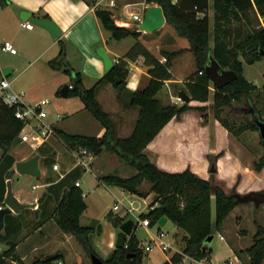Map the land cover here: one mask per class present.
Segmentation results:
<instances>
[{
	"label": "trees",
	"instance_id": "16d2710c",
	"mask_svg": "<svg viewBox=\"0 0 264 264\" xmlns=\"http://www.w3.org/2000/svg\"><path fill=\"white\" fill-rule=\"evenodd\" d=\"M88 5L92 2L84 0ZM146 0V4H157L162 8L165 23L170 24L178 35L189 43V50L194 58L195 70L183 83V89L190 100L205 102L208 100L210 82L205 74L204 65L208 52L211 50L213 57L225 69L235 72L236 79L222 88L213 87L212 108L214 117L230 133L238 136L245 129H256L252 119L238 129H234L229 121L222 117L224 106H230L232 102L249 97L256 86L243 75V64H249L264 57V0H212L213 10L212 29L208 9L209 0ZM95 16L101 26L107 30L112 40H120L131 36L137 39L142 33L124 26L115 24L109 10L95 7ZM254 15V18L250 14ZM46 18H48L45 15ZM212 35V45L210 36ZM186 49L163 52L165 61L160 62L149 51L140 45L137 40L126 52L125 56L134 59L142 56L149 65L147 74L148 83L136 90L125 89L126 78L129 74L128 64L123 59H117L113 67L106 71L92 86H83L80 74H70V69L64 61L63 45L60 43L56 57L49 61V67L53 69L63 68V72L70 74V82L67 84L68 97H78L83 104V109L96 120L104 129L100 136L80 133H69L60 129L55 130L56 136L69 149L85 148L95 156L101 154L103 149H108L120 160L131 166L135 173L128 177H121L115 172L100 175L97 179L106 186H115L123 191L145 197L147 194L140 190L143 181L150 184L149 192L154 198L148 206L146 213L141 217H147L151 226L162 217L166 216L178 229L183 232V251L198 257H207L211 252L206 238L215 231L221 230L226 216L235 208L234 192L224 193L218 186H213L209 180L202 179L188 169L170 173L158 168L144 154L143 149L154 136L165 126L170 119L179 118L188 110L201 112L202 122L207 121V115L203 113L206 107H192L188 102L180 105L163 104L156 97L157 92L164 86V81L169 77V68L174 58ZM262 52V55H261ZM115 78L121 81L115 83ZM108 83L119 92L124 91L128 106L137 108V117L130 135L116 137L113 133V124L108 114L101 108L97 98V88L100 84ZM69 85L72 88H69ZM59 95V91L57 93ZM15 106L6 105L0 98V177H10L7 169L14 163V158L9 154V149L17 134L21 123L13 117ZM259 118L260 114L257 113ZM262 119V118H261ZM263 120V119H262ZM42 147V146H41ZM40 147V148H41ZM40 148L38 150H40ZM38 152V151H37ZM35 155L33 153L31 156ZM50 157L45 158V163L51 162ZM253 168L260 171L264 168V158L253 163ZM83 170L76 166L62 177H47L48 183L45 193L39 199L37 208L40 218L39 224L53 219L65 232L75 236L90 254H94L88 243V235L91 232L89 226H82L79 217L86 210L87 205L82 196V189L75 186V181ZM5 191L4 178L0 184V205L3 202ZM211 195L214 196V218L211 216ZM49 203H55L51 212L42 216L43 208ZM13 220L7 215L5 220ZM124 220V219H123ZM122 220V221H123ZM11 224H5L0 233V243L6 245V249L0 253V264H13L7 259L18 260L13 253L16 240L11 237L8 228ZM139 240L134 234L126 238L125 247L115 248L100 264H141L142 249ZM248 255V261L244 264H263L264 261V227H258L253 235L252 243L244 250L236 251ZM129 255V256H128ZM58 255H47L42 259H35L31 264H53ZM178 261L174 255L172 263ZM161 264H170L164 260Z\"/></svg>",
	"mask_w": 264,
	"mask_h": 264
},
{
	"label": "crops",
	"instance_id": "0c3cea01",
	"mask_svg": "<svg viewBox=\"0 0 264 264\" xmlns=\"http://www.w3.org/2000/svg\"><path fill=\"white\" fill-rule=\"evenodd\" d=\"M108 1L109 0H93V5H88L84 0H0V70L7 69V76L10 75L12 77L10 80L12 83L16 78L26 74H30L31 77L35 74L40 75L41 78L45 77L51 82L50 90H52L51 93L53 94H57L63 85H67L70 82V74L74 75L76 72H78L80 74L83 86L88 88L92 86L106 72L103 61L97 54V49L99 47H103L106 54L112 59L113 64L117 59H123L127 62L129 74L126 78L125 89L136 90L138 88L144 87L148 83L149 75L146 73L147 67L142 63V56H138L133 60L127 58L125 54L137 40L139 41L141 39L142 36L151 34L153 32H141L142 34L137 39L128 36L132 38L131 41H125V44L122 43L123 50L120 51L118 49V43L120 44L128 37L122 38L120 40H112L110 38L109 32L105 30L99 23L97 17L95 16L94 9L96 6L102 5L104 9H107L111 12L112 18L114 19L116 25L134 29V25L139 21H134L132 19V14L137 13L142 18L145 7L151 4H146L144 0H113V5L110 6L108 5ZM211 3L212 0H209L210 7L208 9V16L210 18V29H212L213 16ZM21 11L29 12L31 16L27 20H22L20 18ZM45 15L48 18H46ZM34 17L45 18L53 21L59 28V35L52 37L47 29L33 24L31 19ZM22 21L31 22L33 27L31 29L24 28L21 26ZM4 41H10L13 44L16 49L15 54L1 50V45ZM178 42L176 40L169 42L168 44L166 43V47L169 48L166 49V51H177L179 48L188 49L189 43L186 39H182V41L179 40ZM60 43L63 45L64 61L67 63V67L70 69V74L63 72V68L53 69L49 67L48 64L51 59L57 56ZM210 45H212V35L210 37ZM145 46L147 48L150 47L148 44ZM156 58L159 60L158 57ZM184 58L192 59L191 52L185 51L178 57L174 58L172 65L169 68V72H171L173 69H176L175 67L178 66L180 64L179 62H181V60ZM194 70L195 68L189 69V71L185 72L184 76L180 79H177L178 76H176L175 79H169L167 81L170 83H184L189 75L194 72ZM262 73L263 71H260V77ZM7 76L1 75L0 79L7 78ZM250 81L257 85L255 79ZM164 83L167 85L166 81H164ZM163 89L164 86L159 90V92L163 91ZM12 90L15 92H20L18 88H12ZM21 91L23 92V90ZM120 95L121 92L118 93V91L114 89L112 85L105 83L98 86L96 98L103 107L104 111L109 112V109H107V106H105L107 105L105 100H108L109 103L112 102L111 104H113L115 101L114 104L118 106L117 98ZM164 97L166 101V95ZM169 97L173 98L172 96ZM42 98H46V96L32 98L29 96L26 97L24 94L23 101L25 103H33ZM68 98L77 100L75 106L76 108H73L75 110L71 112H64L62 114L58 113L60 118L56 117L55 119L49 121V123H51L54 128H58L65 132L71 131L72 128L80 129V126L87 125L84 120L88 121V118L85 115L86 111L83 109V104L80 99L78 97H67L66 99ZM102 100H104L105 104L102 103ZM190 105L196 107L201 106L202 104L199 101L191 100ZM250 105L252 104L250 103L249 106ZM132 108L133 107L128 106L126 103H123L119 112L124 118L127 116L126 113ZM254 110L258 113L255 108ZM64 115H69V118L66 121L63 120ZM186 122H190L192 125L199 127V130L197 132L196 130H190V127L186 126ZM212 129L217 131L219 134L218 140L214 139L217 145H215L216 143L214 142L215 144L210 146L212 152L207 154V160H205L204 157L199 160L197 151H199L200 146H207L208 140H210V142L213 141L212 135L210 134ZM103 131L104 129L98 125L95 136H100ZM231 138L234 137L231 136L216 119H208L207 117V121L203 123L200 114H198L195 110H189L182 113L179 118L170 119L169 122L163 126V128H161L154 138L145 146L143 152L147 158L161 170L170 173H177L188 169L198 177L208 180L207 174L210 171V168L213 166L212 165L210 167L209 165L210 158L217 156L218 153H221V149H224V154L218 155L215 160L216 167H214V172H217L218 179L224 180V174L229 169L230 178L229 180H226L227 183H229L228 185H232V177L238 173H240L243 178L245 176L252 178V183L250 185L239 184V188H237L235 193L244 194L249 191H261L260 189L264 187V169L254 172L251 170L250 166H246L248 163L244 164V158L239 154H235V152L240 153L241 151V149H239L237 139L235 138L236 141L232 142L233 140H231ZM56 139L61 141L57 136L50 137L42 145L40 150L35 152V154H38L39 156V177L20 175L15 171V162L26 160L30 158L32 154L29 156L23 155L17 157L10 152L9 154L14 158V163L7 169V172L11 173L10 177H0L1 185L2 177L4 178L5 190L6 180H11L12 192L20 202L34 204V208H24L18 213L11 212L7 214L13 217V220L7 219L6 221L5 218L7 215H5L4 225L0 231V233L3 232L6 223L8 225H12L10 229L8 228V232L10 231L11 237L17 241L15 250L20 261L25 262L28 259H32V255L36 254V251L39 249V244L36 243L37 239L47 240V233H45L43 230L39 231V229L27 235L25 234L24 229L27 223L34 227L38 221H40L38 216L39 213L37 212L39 205L38 199L42 197L48 186V183H45V180L41 181V179L44 176H46V178L55 176V172L51 170V162L46 164L45 158H56V153L54 152ZM232 148L235 150L234 152L232 151ZM1 156L2 153L0 154V158ZM68 171L69 170L62 173V175ZM78 180L80 181V177ZM29 184L31 185L30 188L25 187V185ZM221 190L224 193H228L227 189L222 188ZM4 196L5 191L3 200ZM212 200L214 201L213 195H211V202ZM3 206L4 203L2 202L0 207ZM52 206V203H49V205L45 206L42 213L44 215L42 216L48 215L51 212ZM237 206L238 205H236L231 211L232 216ZM30 212L33 213V219H26L25 216ZM51 221L52 219L43 222L42 228L44 226L46 227L50 225ZM245 238L247 237L244 235L236 234L235 238L231 239L235 240L230 242L231 248H229L232 250V252L234 251L236 253V251L244 250L251 245L252 241L248 245L242 247V243L245 242ZM115 239L116 237L114 236V243ZM5 249L6 245L4 243H0V250ZM58 256L59 257L56 259V261H61L63 263V256L61 252L58 253ZM236 257L239 259V264H244L248 261V255L246 253H241L240 256L236 254ZM227 259H230V257ZM227 259H224V262ZM7 260L13 264H20L18 263V260Z\"/></svg>",
	"mask_w": 264,
	"mask_h": 264
},
{
	"label": "rangeland",
	"instance_id": "374dc122",
	"mask_svg": "<svg viewBox=\"0 0 264 264\" xmlns=\"http://www.w3.org/2000/svg\"><path fill=\"white\" fill-rule=\"evenodd\" d=\"M87 1L92 2L91 4L93 5V0ZM98 7L104 8L102 5ZM250 15L254 18V15L252 13ZM131 39V37H128L126 38V40L124 39L120 44L118 43V49L120 51L123 50L122 46L126 43L125 41H131ZM182 39L185 38L178 35L177 31L172 25L165 23L157 32L142 36L139 40V43L141 46L146 48L153 57H158L160 62H164V57H161V55L163 52H167L166 49H169L166 47V43L168 44L169 42H173L176 40L178 42L179 40L182 41ZM146 44L150 45V47L147 48L145 46ZM181 49L184 48H179L177 49V51ZM185 51L189 50L186 49ZM137 57L138 56H136L135 58ZM191 57L192 59H182L181 62H179L180 64L175 67L176 69H173L171 70V72H169V77L165 80L167 85L164 83L163 91L157 92L158 97L156 94V97L161 101V103L175 105H180L183 103L178 97V91L183 89V83H170L167 80L175 79L176 76H178L177 79H180L184 76L185 72L189 71V69L195 68V62L192 53ZM142 59V63L148 69L149 65L147 64V61L143 57ZM242 64L244 77L248 81L255 79L257 85L254 84L256 86V89L252 91L249 97L242 98L237 102H232L230 106H224V108H222L220 115L222 117H225L229 121L230 125L234 127V129H238L242 125H245L246 122L252 121L253 116L248 111L250 103L264 120V57H261V59L254 62L253 64H249L245 61H243ZM260 71H263L261 77L259 75ZM7 79L11 80L12 77L9 75L7 76ZM13 81V83L11 82V88H18L20 91L23 90L26 97L29 96L32 98H37L40 96H46V98L49 99L50 103L46 107L48 112V116L46 118L47 122L55 119L58 113L62 114L64 112H71L75 110L73 108H76V99H66L58 94L51 93V82L45 77L41 78L38 74H35L32 77L30 76V74L22 75ZM212 93L213 86L210 84L208 100L205 102L199 101L202 105L196 106L206 107V110H204L203 113L207 115L208 119H215L214 109L212 108ZM165 95L167 97L166 101L164 97ZM169 96H172L173 98H170ZM117 101L118 106L114 104L115 101L113 102V104H111L112 102L109 103L108 100H105L107 104L105 106H107L106 108L109 109V112H105L108 114V117L113 124L114 135L116 137H127L128 135H130L132 125L134 126L133 122L137 114V108L133 107L126 113L127 116L123 118L119 111L122 104L126 103L124 91H122L121 95L118 96ZM190 101L191 100L188 101V105H190ZM102 103L105 104L104 100H102ZM101 108L103 109L102 106ZM195 111L198 114H201V112L197 110ZM85 113L88 121H84L87 125L80 126V129L72 128L71 131H68L69 133L80 132L95 136L96 128L98 127V125L100 126V124L96 120H94L88 112ZM68 118L69 115H64L63 120L66 121ZM186 126H189L190 130H196V132L199 130V127L192 125V123L190 122H186ZM210 134L212 135L213 141L210 142V140H208L207 146H200L199 151H197L199 160H201L202 157H204L205 160L208 159L207 154L212 152L210 146H213V144L216 143L214 139L218 140L219 138V134L214 129H212V132ZM229 134L234 137L231 138V140H233L232 142H235L237 139L239 149H241L240 153L235 152V154H239L240 156H242L245 160L244 164L248 163L246 166H250L251 170L256 172V170H254L253 168V163L258 162L260 159L264 158V149L262 147L258 131L256 129H245L238 136H235L230 132ZM55 143L56 144L54 145V152L56 153V158L50 159L51 170L55 172L54 178H60L62 173L66 172L67 170L70 171L74 167L75 159L70 154L71 149L64 146L62 141L56 139ZM215 145H217V143ZM27 148L28 147L26 145L14 140L11 144L9 152L17 157L23 155L29 156L30 154H32V152L29 150V148ZM232 151L234 152L235 150L232 148ZM1 153L2 151L0 149V154ZM220 154H224V149H221V153H218L217 156ZM217 156L210 158V167L212 165L213 167H216L215 160ZM53 162L58 165V170H53ZM89 168L90 170L84 169L85 171L83 170L80 175L81 188L86 194V196L84 197V201L87 204V208L79 217V222L80 225L89 226L91 228V232L88 235V243L93 249L94 254L101 260H104L111 253V251L115 249L113 239L114 236L116 237L121 223L127 219H133V216L131 214L124 215L125 211L123 208H120V210L118 211L112 210V205L116 198L120 199L126 206H128L131 202L133 207L136 208L134 214H138L147 211L149 204L154 198V194L152 192H149L150 184L145 181H143L140 186V190L147 194L145 197L127 193L118 187H106L105 185L101 184L97 178L102 174L115 172L121 177H128L135 173V170L131 166H129L123 160H120L108 149L104 148L101 154H99L98 156H94V159L89 165ZM207 177L213 186H218L220 189H227L228 193H235L237 188H239V184L250 185L252 183V178L245 176L246 178L244 177V179L243 176L238 173L233 175L232 185H228L229 183H227L226 180H229L230 178L229 169L224 174V180L218 179L217 172L209 171ZM45 179L46 176H44L41 181H44ZM25 187L30 188L31 185H25ZM260 190H264V187ZM54 204L55 203H52V205ZM213 204L214 201L212 200V220L214 218ZM32 208H34V206ZM25 218L33 219V213H28ZM39 222L40 221H38V223ZM38 223L34 227L27 223L24 229L25 234L28 235L40 229L39 231L43 230L45 233H47V240L37 239L36 243L39 244V249L38 251H36V254L32 255V259H28L25 262L18 259V263L31 264L35 259H42L47 255H58V253L61 252L63 256L62 261L64 264H92L90 255L86 251L85 246H83L75 236L62 230L53 219L50 225L46 227L44 226L43 228L42 224L38 225ZM258 227H264V205H262L258 210H254L251 203L238 205L233 213V216L231 212L226 216L222 229L215 231L213 233L212 240L208 243L209 248H211V252L207 256L208 262H210L209 264H223L224 259H227L228 257L233 260L234 264H239V259L236 257V253L234 251L232 252V250L230 249V242L235 241L234 239H231L235 238L236 234L246 236L247 238H245V240L243 239L245 242L242 243V247H244L253 240V235L255 234ZM155 229L156 227H153L151 231H154ZM162 229L167 233V239L173 242V246H175L176 248L183 247V232L178 229L170 220H168L163 225ZM131 234H134L136 238L141 241L148 239L150 233L144 231L139 226H136ZM220 235L225 239L221 240L219 238ZM2 251L3 250H0V253ZM13 253L18 258V254L15 249ZM141 254V264H161L166 259V256L169 257L171 253H162L159 249L155 248L148 253L141 252ZM53 264H56V260L53 262Z\"/></svg>",
	"mask_w": 264,
	"mask_h": 264
},
{
	"label": "water",
	"instance_id": "95a60500",
	"mask_svg": "<svg viewBox=\"0 0 264 264\" xmlns=\"http://www.w3.org/2000/svg\"><path fill=\"white\" fill-rule=\"evenodd\" d=\"M146 1V0H144ZM31 14L26 11L20 12V18L22 20H27ZM32 23L38 26H42L48 30L52 37L59 35V28L55 23L49 19L34 17L31 19ZM165 23V17L162 8L157 4H151L145 7L141 20L134 25V29L143 32L151 33L159 30ZM97 54L102 59L105 71L110 70L113 67L112 59L106 54L103 47L97 49ZM262 55V52H261ZM205 74L210 82V84L216 88H222L225 85L230 84L236 79L235 72L223 68L213 57L211 50L208 52L207 60L204 65ZM7 76V69L0 70V76ZM120 78H115V83L120 82ZM59 95L61 97L67 98V85H63L59 89ZM178 97L182 102H188L190 100L189 95L184 91H178ZM248 111L253 116V121L257 127L259 133L261 144L264 149V120L259 118L257 112L254 110L252 105L249 106ZM38 154L31 156L30 158L22 161H16L14 164L15 171L20 175H30L33 177H39L40 171L38 168ZM215 168L212 166L210 172H214ZM234 202L236 205H245L251 203L254 210H258L262 205H264V190L262 191H249L244 194H233ZM4 206L0 207V231L4 225L5 215L14 212L18 213L21 209L32 208L33 203H23L20 202L12 192L11 180H6V190L3 200ZM168 221L166 216H162L158 220V225L163 226ZM134 229V222L132 219H127L121 223L119 226V231L116 234V239L114 243V248L125 247L126 238L131 235ZM213 238V235H209L206 238V243L208 244ZM211 249V248H209ZM129 256V255H128ZM90 259L92 264H100L101 259L95 254H90Z\"/></svg>",
	"mask_w": 264,
	"mask_h": 264
},
{
	"label": "built area",
	"instance_id": "2783aa9c",
	"mask_svg": "<svg viewBox=\"0 0 264 264\" xmlns=\"http://www.w3.org/2000/svg\"><path fill=\"white\" fill-rule=\"evenodd\" d=\"M172 2H175L173 0ZM98 4V3H97ZM108 5H113V0L108 1ZM98 7V6H96ZM132 19L136 22L141 20V16L137 13L132 14ZM21 26L27 29H31L33 24L28 21H22ZM1 50L9 52L11 54L16 53V49L10 41H4L1 45ZM163 60H165L163 58ZM117 62V60H115ZM69 88H72L69 85ZM24 93L22 91L15 92L11 88V81L7 78L0 79V98L8 106H15L13 111V117L21 123V127L17 134V141L26 145L29 150L33 153L50 138L56 136L54 127L51 123L47 122L46 118L48 112L46 107L49 104V99L42 98L33 103H25L23 101ZM60 118V115L57 114ZM70 154L74 157L75 163L74 167L79 166L82 170H90L89 165L94 159V154L82 147L74 148L70 150ZM73 167V168H74ZM53 170H58V165L56 163L52 164ZM84 170V171H85ZM75 186L81 188V182L77 179L75 181ZM82 196L85 197L86 194L82 190ZM123 208L125 211L124 215L131 214L133 216L132 221L134 222V228L139 226L144 231L150 233L148 239L139 240V247L144 253H148L153 249H159L162 253L170 252V256L166 259L170 264H209L207 257H198L195 255H190L183 251V248H176L173 246V242L167 239V233L162 229L163 226L158 225V221L154 226H151L150 221L147 217H141L140 214H134L136 210L130 202L128 206L122 203L118 198L114 201L112 205V210L118 211ZM148 210V209H147ZM142 212V213H146ZM153 227H156L154 231H151ZM221 240H224L223 236H219ZM178 258L175 263L171 262L173 256ZM56 264H63L61 261H56ZM223 264H233V260L227 259Z\"/></svg>",
	"mask_w": 264,
	"mask_h": 264
}]
</instances>
